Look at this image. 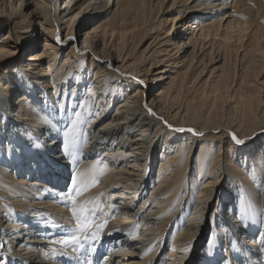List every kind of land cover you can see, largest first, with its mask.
Masks as SVG:
<instances>
[{"label": "bare ground", "instance_id": "6f19581e", "mask_svg": "<svg viewBox=\"0 0 264 264\" xmlns=\"http://www.w3.org/2000/svg\"><path fill=\"white\" fill-rule=\"evenodd\" d=\"M0 264H264V0H0Z\"/></svg>", "mask_w": 264, "mask_h": 264}, {"label": "snow or ice", "instance_id": "6c2138e0", "mask_svg": "<svg viewBox=\"0 0 264 264\" xmlns=\"http://www.w3.org/2000/svg\"><path fill=\"white\" fill-rule=\"evenodd\" d=\"M59 41V37L57 38ZM72 39V38H70ZM149 113L152 115H155V113L152 112L151 109H148ZM171 127V126H169ZM177 132H183V131H191L194 134L197 135H202V133H197L195 130L193 129H174ZM232 140L234 141L235 144L240 145L243 144L244 141L239 139L235 133H230ZM79 187L77 184V180L75 177L72 178L71 180V186L70 189L68 191V197L69 199L73 200V203L75 204V200H74V195H79ZM91 215V210H89L86 207H80L79 211L76 210V208H73V217L75 218L76 221V227H75V234L56 241V243H59L61 245H69V244H73V245H80L81 247L83 246L81 243V238L83 237L84 241H87L88 239H92L93 241H95L97 239V233L99 232V228H96L95 231L92 232L91 237H89L87 235V232L90 230V228H92V225L89 221V216ZM185 251L187 252L188 249H185Z\"/></svg>", "mask_w": 264, "mask_h": 264}, {"label": "rangeland", "instance_id": "374dc122", "mask_svg": "<svg viewBox=\"0 0 264 264\" xmlns=\"http://www.w3.org/2000/svg\"><path fill=\"white\" fill-rule=\"evenodd\" d=\"M171 18V17H170Z\"/></svg>", "mask_w": 264, "mask_h": 264}]
</instances>
